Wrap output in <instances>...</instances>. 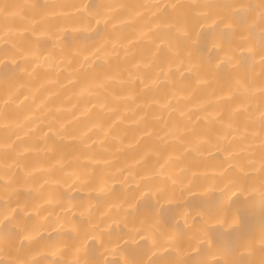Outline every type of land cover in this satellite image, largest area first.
<instances>
[{"label":"snow or ice","instance_id":"obj_1","mask_svg":"<svg viewBox=\"0 0 264 264\" xmlns=\"http://www.w3.org/2000/svg\"><path fill=\"white\" fill-rule=\"evenodd\" d=\"M63 8H74L79 15L54 11ZM57 16L62 17L59 26L53 22ZM17 19L24 21L23 32L29 34L26 41L19 39L22 33L13 28ZM134 21L143 22V27L134 39H128L125 37V29ZM69 25H76L72 27L73 33H82L74 44L68 46L71 56L68 63L75 60L79 69L83 70L79 81L81 95H104L105 100L110 96L114 101L135 103L134 85L139 81L141 92L152 90L165 95L164 104L155 99L153 103L168 110L169 114L178 111L172 105V99L176 98L175 93L169 97L164 91L165 86L174 89L176 87L172 76L173 69L178 70V62L183 63L181 52L189 46L198 45L207 36L213 47L224 53L223 57L214 58L215 63L210 60L207 65V72L219 76L226 85L222 91L229 96H243L247 99L258 94L260 103L252 113L244 108L246 119L243 121L237 119L240 115L238 110L225 108L223 105L218 107L215 114L203 115L204 127H197L188 118L184 121H166L168 131L165 135H170L185 153L203 155L211 147L219 148L222 142H226L228 166L221 167L217 174L207 180L196 172L188 177L181 170L180 174L168 177L170 183L164 184L157 177L165 174L164 168L171 157L164 158L165 144H152L145 150L141 160L151 155L156 158L159 167L146 168L138 180H133L135 188L126 189L124 197L117 196V202L109 205V210L119 209L125 204L132 208L134 205L129 200L151 201L149 217L140 220L139 224L133 223L131 227L125 225L127 231L113 240L110 238L111 233L106 232L100 222L91 219V206H82L79 215L86 218V222L77 224L74 219L65 220L57 216L54 230L58 242L46 245L41 243L44 238L39 227L28 223V205L20 198L21 188L31 181L35 171V167L26 161V153L34 149L23 145L27 135L23 128L31 117L25 115L22 121L15 124L17 130L11 134L10 125L7 123L9 115L6 109L10 103H15L13 96L16 99L23 96L21 104L29 96L24 92L14 94L11 89L6 90L2 101L4 108L0 110L6 133L4 142L0 143V158L5 162L0 165V185L6 197L0 203V233L10 246V258L0 260V264H45L47 256L43 249L53 246L55 251L51 254L60 252L66 258L49 264H264V0H259L258 4L240 2L161 5L118 0L104 4L80 5L0 3V33H3L5 43L4 55L0 58V73L3 78L10 80L18 73L30 76L28 66L39 63L37 49L50 39H54L63 51L64 36L61 34L67 31ZM123 39H127L126 44L121 43ZM141 39L150 43L151 50L146 61L133 64L137 74L133 76L132 72H128V79H124L121 73L126 70L110 61L112 57H118L121 50L127 57L128 47ZM257 66L258 82L253 75ZM141 67L146 70L155 68V71L145 78L139 74ZM197 82L207 83L199 78ZM113 83L126 88L127 94L117 95L110 88ZM96 107L97 104L92 103L86 111L90 112ZM99 108L109 112L116 111L104 102L99 104ZM124 111L128 112L129 109L125 107ZM180 115L184 117L185 113L181 111ZM153 118L162 119L159 115ZM144 119L141 115L133 122L139 124ZM119 120H122L121 116H117L113 124ZM111 127L109 125L105 129L97 122L77 135L69 131L66 124H61L53 135H57L60 140L67 139L90 148L97 141L92 140L89 144V133L93 129L102 133L99 139L103 143L110 137ZM29 129L32 130L30 125ZM49 133L51 128L41 137L44 151L49 150ZM152 135V127L146 124L139 139ZM139 139L135 143L138 144ZM158 140L163 141L164 138L158 137ZM9 160L12 161L11 164L7 163ZM62 160L61 155L56 164L61 165ZM69 179L73 184L87 186L96 178L73 172ZM100 190L111 192L113 189L105 186ZM185 193L197 198L201 205L197 211L199 225L188 234L180 232L173 235L162 232L157 224L165 205L183 208ZM222 201H227L230 209L226 218L220 211ZM48 202L53 203L51 200ZM54 203L59 205L60 200L56 199ZM105 215L107 212L101 213V217ZM44 219L48 220L49 217ZM213 223L222 229L227 225V229L216 232L211 226ZM257 228L258 244L253 235ZM48 241H52L51 236ZM257 248L260 253L259 261L252 258ZM109 255L118 256L119 259L109 260Z\"/></svg>","mask_w":264,"mask_h":264},{"label":"bare ground","instance_id":"obj_2","mask_svg":"<svg viewBox=\"0 0 264 264\" xmlns=\"http://www.w3.org/2000/svg\"><path fill=\"white\" fill-rule=\"evenodd\" d=\"M109 2H117V0H0V3H32V4H64V5H80V4H104ZM118 2H143V3H159L168 5L171 3L192 4V3H254L258 4L259 0H118ZM57 13H69L71 15H79L74 8L55 9ZM62 17L57 16L53 22L59 26ZM24 21L17 19L14 24V30L22 33L19 39L28 40L29 34L23 32ZM67 26V31L62 33L64 36V49L58 46L54 39H50L42 47L37 49V57L39 63L30 64L28 72L15 74L12 79L5 80L0 73V110H3V98L6 90L11 89L14 94L24 92L29 96V99L24 101L23 96L19 99L13 96L15 103H10L7 106L9 119V134L17 130L15 124L23 120L25 115L31 117L26 122L23 132L27 135L24 137L23 145L26 148H33L34 151L26 153V161L35 167L31 181L21 188V200L27 205L26 215L30 217L29 224H35L39 227L41 236L44 238L41 243L46 245H54L58 242L56 231L54 230L55 220L57 216L68 220L74 219L77 224H84L86 218L79 215L82 206L90 205L92 208L91 219L94 222H100L106 232H110V238L115 240L120 235L127 231L133 223L139 224V221L150 216L152 207L151 201H132V208H128L127 204L121 208H111L109 205L116 203V197H124L125 190L135 188L133 180H138L139 175L146 168H158L156 158L151 155L146 156L141 160L145 150L152 144H165L164 153L165 159L168 162L164 168V175L157 177L159 182L164 184L170 183L168 177L175 176L184 171V175L191 177L192 172H196L205 180L217 174L221 167L228 166L229 153L225 151L228 147L226 142H222L217 147H211L205 151L203 155L197 153H185L183 149L172 139L170 135H165L168 128L165 122L184 121L186 118L196 124L197 127H204L205 124L202 117L206 113H213L218 110L220 105L225 108L238 110L240 115L237 119L243 121L246 119L244 108L248 109V113H252L254 108H258L260 103L259 95L257 94L252 99H247L243 96H229L227 92L222 91L226 87L220 80L219 76H213L207 72V65L210 60L215 63V57H223L224 53L213 47L211 39L205 36L198 45L189 46L181 52L183 63L178 62V70L173 69V81L176 84L175 89L171 86H165L164 91L168 96L176 98L172 99L173 107L178 111H169L162 109L159 105L152 101L159 100L160 104H164L166 97L161 92L152 90L140 91L141 85L136 81L134 87L136 92L135 103L131 101H114L110 96L105 100L104 95H81L80 77L83 70L75 60L71 64L68 60L71 56L68 51V46L74 44L82 33H73L72 27ZM143 22L134 21L125 29V37L134 39L142 30ZM200 30L199 28L197 29ZM204 31H207L205 26ZM43 39V38H42ZM121 43L126 44L127 39H123ZM10 47V45H9ZM5 43L3 33H0V58L4 55ZM151 45L147 40L141 39L128 47L129 55L124 56L123 50L120 51L118 57H112L111 63L119 64L122 70L121 75L124 79H128L127 73L132 72L133 76L137 74V69L133 68L136 62L146 61ZM258 59V57H257ZM155 71L153 69H139V74L145 78ZM254 78L259 81V67L255 69ZM198 78L207 83H198ZM117 95H126L127 89L121 88L115 83L110 85ZM106 103L109 107L116 109L115 112H109L106 109L99 108L100 103ZM92 103H96L97 107L90 112L86 111ZM139 105V107H137ZM127 107L128 112L124 109ZM184 112L182 117L180 112ZM143 115L145 119L139 124L133 121L139 119ZM159 115L161 120H155L153 117ZM258 115V113H254ZM117 116H121L122 120L113 124ZM100 123L105 129L112 125L110 137L100 142L102 133L93 129L89 133L91 140H96L97 143L90 148H85L78 142L69 141L67 139L60 140L57 135V129L61 124H66L69 131L79 134L93 123ZM5 121L0 118V143L4 142L5 131L3 124ZM150 125L153 129L151 137L140 138L141 131L145 125ZM29 125L31 129H29ZM50 139L48 140V151H44V144L41 140L43 133L49 132ZM158 137H163L164 140H158ZM15 139V137H12ZM139 139V143H135ZM231 139V137H229ZM166 142V143H165ZM19 143V142H18ZM133 145V146H129ZM63 156L61 165L56 164L58 157ZM137 161H140L137 163ZM5 162L0 158V165ZM11 164L12 161H7ZM76 172L78 174H89L96 179L90 185L84 186L73 184L69 176ZM131 173V175H129ZM125 177L127 180L125 181ZM67 181V183H65ZM115 181V182H114ZM120 181H125L121 184ZM110 187L109 191H101L102 187ZM5 193L2 185H0V203L5 199ZM56 199L60 200V204L54 203ZM51 200L53 203H49ZM183 208H176L174 205H165L162 217L157 224V227L164 233L176 235L180 232L188 234L192 229L200 223V217L197 216V211L200 209V204L197 198L188 196L185 193L182 200ZM70 209L71 211H66ZM220 211L224 218L229 213V205L227 201H222ZM107 212V215L101 217V213ZM74 214V216H73ZM186 214V215H185ZM44 217H49L45 220ZM119 221V223H113ZM214 231H224L219 225L213 223ZM254 237L258 244L259 230L254 232ZM52 237V241H48V237ZM18 243V241H17ZM47 256L45 264L52 261L65 259L66 257L60 252L54 255L51 252L55 251V247H45L43 249ZM10 246L6 244L0 233V260L10 258ZM109 260L119 259L118 256L109 255ZM219 258V257H217ZM254 260H260V253L255 251Z\"/></svg>","mask_w":264,"mask_h":264}]
</instances>
